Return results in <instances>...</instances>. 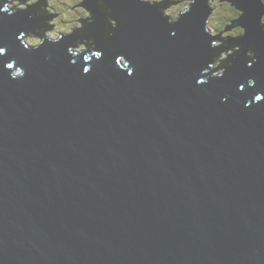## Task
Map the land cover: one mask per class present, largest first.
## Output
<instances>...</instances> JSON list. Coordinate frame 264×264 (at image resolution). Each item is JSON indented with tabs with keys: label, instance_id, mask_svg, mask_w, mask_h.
<instances>
[{
	"label": "water",
	"instance_id": "water-1",
	"mask_svg": "<svg viewBox=\"0 0 264 264\" xmlns=\"http://www.w3.org/2000/svg\"><path fill=\"white\" fill-rule=\"evenodd\" d=\"M8 1L0 264H264L261 0H232V28L229 0L175 20L156 1L80 0L86 28L39 45L24 35L44 1Z\"/></svg>",
	"mask_w": 264,
	"mask_h": 264
},
{
	"label": "rangeland",
	"instance_id": "rangeland-1",
	"mask_svg": "<svg viewBox=\"0 0 264 264\" xmlns=\"http://www.w3.org/2000/svg\"><path fill=\"white\" fill-rule=\"evenodd\" d=\"M39 1L40 2L44 1L43 6H45L47 11L50 12L49 16L44 17V19L46 20L42 21L43 23L41 25V28L39 29L41 30L43 28H47L46 36L44 37L56 39L59 38V36L63 33L67 35H71L78 25H82L83 22H86L87 24L89 23L85 15V12L79 13L78 11L80 7L82 8L80 0H26V1H20V4L25 5V7L18 6V9H22V10L30 9L32 3ZM151 1L155 2L156 0H151ZM156 2L160 4H166L161 0H157ZM10 3L11 0H9L8 2V7ZM184 3H187V5H185ZM189 3L190 0H182L181 2L172 3V5L174 6L171 5V7L168 8L166 7L164 9L166 10L164 13L170 16L173 15L175 18L176 16H178L177 13H175V11L177 12L178 9L180 10L181 13L186 11L189 7ZM211 5L213 12L209 18L208 25H212V30H214L217 27L223 25V23L213 1L211 2ZM66 14H69V16H71L72 18L66 20V18L64 17ZM25 41H27V43L29 44L33 43V45H39L41 42V38L38 36L29 37V38L27 37ZM77 47L78 46H76L74 50H76Z\"/></svg>",
	"mask_w": 264,
	"mask_h": 264
},
{
	"label": "trees",
	"instance_id": "trees-1",
	"mask_svg": "<svg viewBox=\"0 0 264 264\" xmlns=\"http://www.w3.org/2000/svg\"><path fill=\"white\" fill-rule=\"evenodd\" d=\"M20 1H23V0H20ZM157 1V0H156ZM161 1H166L167 3L165 4V5H168L167 6V8L168 7H171V5H172V3H176V2H181L182 0H161ZM38 3H40V1L39 2H35V3H32V5H38ZM223 3V5L225 6V4H227V5H229L230 6V11H232V16H231V19H230V27L232 28V24H233V22L235 21V20H237L238 18H239V16H240V13L237 11V9L233 6V4H232V0H229V2H226V3H224V2H222ZM185 5H187V3H184ZM184 5V6H185ZM192 4H190V6H191ZM220 5V3H218L217 4V6H219ZM172 6H174V5H172ZM179 6V5H178ZM18 7V6H17ZM84 7L83 8H81L80 7V9H78V11H79V13H84L85 11H84ZM164 12L166 11V10H163ZM175 13H177V15L179 14V13H181L180 12V10L178 9L177 10V12L175 11ZM39 16H41V17H46V16H49L50 15V12H48L47 11V9H46V7L45 6H42V7H39V14H38ZM170 16V15H169ZM65 18H66V20H69V19H71L72 17L71 16H69V14H66L65 16H64ZM91 16L89 15V18H90ZM171 17L172 18H174L173 17V15H171ZM88 18V19H89ZM86 19V18H85ZM91 19V18H90ZM86 25H87V23L86 22H83L82 23V26H81V28H80V30L81 29H84V28H86ZM223 25H225V24H223ZM262 25H264V18H263V21H262ZM47 28H44V29H41V30H39L40 32H39V35H37L38 37H40L41 39H42V37H44V36H46V32H47V30H46ZM236 29H239V31L240 32H238L237 34H235L234 36L236 37V39L238 38V37H241L242 36V34L244 33V31H243V29L242 28H240V27H236ZM27 37L29 38V37H36V35H33V34H25L24 35V40L25 39H27ZM30 44H32L33 45V43H30ZM77 45H82V46H84V48H87V49H89L90 51L94 48V45H93V42L92 41H88V40H80L78 43H77ZM236 51H234V50H232V51H230V52H226V53H228V54H226L224 57H222V59H221V62H220V64L219 65H217L216 66V68L214 69V71H216V72H221L222 70H223V68L222 67H224V65H225V63H226V60L228 59V58H230L232 55H233V53H235ZM220 57H221V55H220ZM220 57L218 58V59H220ZM210 71V70H209ZM213 75H215V74H212V76Z\"/></svg>",
	"mask_w": 264,
	"mask_h": 264
},
{
	"label": "clouds",
	"instance_id": "clouds-1",
	"mask_svg": "<svg viewBox=\"0 0 264 264\" xmlns=\"http://www.w3.org/2000/svg\"><path fill=\"white\" fill-rule=\"evenodd\" d=\"M261 3L264 4V0H261ZM25 7V5L20 4V0H11V3L9 4V7L15 8V7ZM87 15V13H85Z\"/></svg>",
	"mask_w": 264,
	"mask_h": 264
},
{
	"label": "snow or ice",
	"instance_id": "snow-or-ice-1",
	"mask_svg": "<svg viewBox=\"0 0 264 264\" xmlns=\"http://www.w3.org/2000/svg\"><path fill=\"white\" fill-rule=\"evenodd\" d=\"M4 11H7V9H4ZM3 51H4V49H3V48H0V52H3ZM96 56H98V57L101 56V53H100V52H97V53H96ZM84 71L87 72L88 69H84ZM253 83H254V82H253ZM256 99H257V100H261L262 98L259 97V96H257Z\"/></svg>",
	"mask_w": 264,
	"mask_h": 264
},
{
	"label": "bare ground",
	"instance_id": "bare-ground-1",
	"mask_svg": "<svg viewBox=\"0 0 264 264\" xmlns=\"http://www.w3.org/2000/svg\"><path fill=\"white\" fill-rule=\"evenodd\" d=\"M23 1H26V0H23ZM163 2H164V3H167L166 1H163ZM157 3H158V2H157ZM159 4H160V3H159ZM160 6H163V7H162V10H164V9L167 7V5H165V4H162V5H160ZM184 12H185V11H184ZM184 12H183V13H184ZM163 13H164V11H163ZM164 14H165V13H164ZM180 14H181V13H180ZM180 14H178V16H179ZM165 15H166V14H165ZM178 16H176L175 18L177 19ZM173 17H174V16H173ZM175 18H174V19H175ZM178 18H179V17H178ZM43 27H44V26H43ZM43 29H44V28H43ZM38 32H40V31H38ZM59 37H60V36H59Z\"/></svg>",
	"mask_w": 264,
	"mask_h": 264
}]
</instances>
